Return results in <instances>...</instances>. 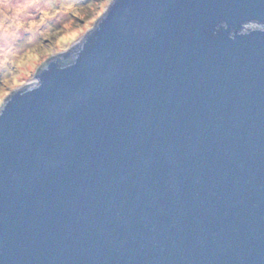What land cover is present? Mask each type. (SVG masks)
Returning <instances> with one entry per match:
<instances>
[{
	"label": "water",
	"instance_id": "obj_1",
	"mask_svg": "<svg viewBox=\"0 0 264 264\" xmlns=\"http://www.w3.org/2000/svg\"><path fill=\"white\" fill-rule=\"evenodd\" d=\"M249 23L264 0H112L9 95L0 264H264V29Z\"/></svg>",
	"mask_w": 264,
	"mask_h": 264
},
{
	"label": "rangeland",
	"instance_id": "obj_2",
	"mask_svg": "<svg viewBox=\"0 0 264 264\" xmlns=\"http://www.w3.org/2000/svg\"><path fill=\"white\" fill-rule=\"evenodd\" d=\"M112 0H0V111L53 55L68 53ZM264 29L249 23L245 29Z\"/></svg>",
	"mask_w": 264,
	"mask_h": 264
},
{
	"label": "trees",
	"instance_id": "obj_3",
	"mask_svg": "<svg viewBox=\"0 0 264 264\" xmlns=\"http://www.w3.org/2000/svg\"><path fill=\"white\" fill-rule=\"evenodd\" d=\"M70 61V59H67V60H64L63 59V63H67V62H69Z\"/></svg>",
	"mask_w": 264,
	"mask_h": 264
}]
</instances>
